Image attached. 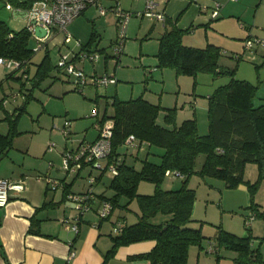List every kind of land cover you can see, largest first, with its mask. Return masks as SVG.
I'll list each match as a JSON object with an SVG mask.
<instances>
[{
    "label": "trees",
    "instance_id": "trees-1",
    "mask_svg": "<svg viewBox=\"0 0 264 264\" xmlns=\"http://www.w3.org/2000/svg\"><path fill=\"white\" fill-rule=\"evenodd\" d=\"M26 3L23 5L28 8L31 1ZM182 34L183 31L173 25L159 38V48L155 54L158 67H171L178 75L206 72L215 77L229 74L231 79L209 95L208 131L205 134L198 132L194 118L178 123L174 109L150 103L143 97L126 101L117 98L112 100L114 113L108 117L113 127L111 151L106 164L117 160L118 173L111 174L108 185L111 193L100 194L99 200L109 201L115 209L120 199L126 198L127 202L123 207L127 208L130 203L135 202L138 213L135 223H125L120 232H113L115 235L112 237L108 257L120 246L153 241L149 251L135 255L132 259L147 260L149 264H187L189 248L193 245L202 247L203 240L207 239L202 234L201 225H190L195 222L192 211L196 198L195 189L187 185L192 174L220 179L230 189L245 185L250 195V215L253 218H264V206L254 202L259 181L264 180V101L256 96L257 86L246 80L234 79L236 67L222 68L219 64L221 50L218 46H185L182 43ZM94 38L95 34L92 32L88 42L84 46L81 45V49L91 51L87 48L93 45ZM32 41V34L27 27L14 31L0 20V56L23 62L26 65L23 73L27 71L30 59L35 53ZM97 51L103 52V49ZM235 57L237 60L240 58L238 55ZM55 67L49 54L45 53L36 65L33 77L27 79L30 93L25 97V104L31 91L39 87ZM75 85L76 88L80 87L78 83ZM24 108L17 110L19 112L14 119L6 117L10 120V129L6 135H0V158L12 146L13 134L17 132L16 121ZM162 109L164 124L157 121ZM103 122L102 119L99 120V126H102ZM129 135L136 138L135 146L125 144ZM142 146L146 147L143 157L139 150ZM200 155H203L204 159L200 169L196 170V160ZM247 163H256L258 168V180L253 183L243 177ZM86 164L83 163L82 167ZM105 169L106 167L103 170ZM167 171L170 176L173 177L177 173L175 178H181L178 189L162 187ZM143 182L153 184V191H140L139 186ZM66 189L64 185L65 194ZM157 214L168 217L162 223H152L151 218ZM248 217L246 216V219ZM246 229L249 231L248 226ZM212 241L217 249L224 248L236 252L235 264H264L259 249L261 242H264V236L254 247L251 233L242 237L219 227Z\"/></svg>",
    "mask_w": 264,
    "mask_h": 264
},
{
    "label": "crops",
    "instance_id": "crops-1",
    "mask_svg": "<svg viewBox=\"0 0 264 264\" xmlns=\"http://www.w3.org/2000/svg\"><path fill=\"white\" fill-rule=\"evenodd\" d=\"M30 1L32 0H9L6 5H12L13 10L6 9L8 12L13 11L14 17L16 18H24L26 17V7H24L25 5L23 4L26 2V4H28ZM150 1L155 4L156 11L163 12L165 16L164 21L157 20L161 24L158 33L160 37L167 29L175 25L185 34V46L204 48L208 44H213L218 46L221 52H235L239 57H242V54L244 55L245 53H247V55H253L254 52H258L260 48H264V39L258 38L256 34H252L248 27L250 23H247L253 22V24H256L257 21L258 23L260 22V24L256 25L257 27L264 26V0ZM147 2H149V0H99V4L106 8L105 14H100L97 6H89L77 19L68 25L67 31L68 33L70 32L71 34L78 35L82 39L88 34L89 38L87 41L85 43H80L84 46L90 39L92 32L95 34V37H97L99 31L104 32L109 30L113 32L116 30V17L112 11L113 8L121 7L122 9V7H124L138 9L146 5ZM216 4L219 6V15L212 19L211 12ZM18 10L20 11L17 12ZM0 20L4 21L8 26L7 19L3 18ZM11 21L12 20H9V22ZM27 25L28 22H26L25 27H27ZM131 25L132 32L136 31V35L139 34L142 26H147L144 20H139V23L137 20V24L134 21ZM90 27L93 28V31H89ZM155 28L156 27L153 25L151 30ZM31 34L33 42H37L33 33ZM194 37L198 38L193 40ZM258 40L262 42L258 43ZM248 42H251V46H248ZM92 46L87 49L91 51L100 50L97 43L93 47ZM74 51H78V48L75 47ZM85 63L86 62L77 63V65L85 69ZM0 68L1 70H5L2 66H0ZM154 70L155 69H152L149 72L151 73ZM95 74L97 73L94 69L92 75ZM11 78L15 77L9 73L6 78H0V82L7 81ZM0 87L2 88L3 86L0 85ZM20 89L21 88H19V91H21ZM21 97L22 100H25L24 94H22ZM5 99L3 98L0 100V108L2 109H5V106L8 104V102L5 103ZM19 108L21 107H16L11 113L14 114V111L16 112ZM24 109L26 110V108ZM5 112L8 115L11 114L10 110L5 109ZM22 113H24V111ZM4 116L5 114L0 116V135H6L10 129L7 122L5 123L8 119L4 118ZM20 117L21 114L16 121L15 129L22 133L23 131H21L20 122L18 121ZM79 127L80 126L77 125L75 129ZM78 137L79 136H74L76 140L72 139V134L69 138L65 137L66 140L71 142V145L69 146L64 142L63 148H61L58 153L52 151V148L55 147L54 144L51 148V144L48 145L47 149L49 148V151L47 153H50L49 156L41 154L42 152L37 153L33 151L31 153L29 146L26 149L20 148L15 144L13 145L16 141H12V146L6 151L5 155H2L0 158V179L20 182L23 185V189L20 191L10 190L9 202L5 207L0 208V264H149L147 260L132 259V257L149 251L154 244L153 241L120 246L111 257L107 256L108 251L112 247V237L115 235L112 231L115 223L120 220L126 222V224H133L136 222L138 213V206L136 203L132 202L127 208H124L123 206L126 204L127 200L126 198H121L119 205L112 210L107 218H100L96 211L98 202L100 201L99 195L111 193L108 189L109 183L100 185L97 176H91L87 187L81 189V191H73L70 185L72 183H68L67 181L69 177L68 174L72 176L75 174L74 178H76L84 167L92 166L87 163L84 167L75 172H65L62 166L60 168L62 172H59V169H57L56 162L60 155L62 156V152L66 148H76L81 142L94 141L98 137V130H96V133H94L93 138L90 140L85 139V137L78 139ZM139 150L140 155L143 157L146 147L142 146ZM118 158L120 159V157ZM90 172L91 171H89L88 174H90ZM92 179L93 182H91ZM64 185L67 188L66 192L68 195L80 194L91 190L94 195V200L91 202L90 210L85 213H79V210L70 205L67 200L68 195L65 194ZM171 186V188L165 189L179 188V186L173 187V184ZM141 189L142 191H148L147 186H141ZM228 191L232 193L229 194V200L226 202L229 209L243 207L245 211L241 214V218H238L236 222L238 224L234 223L227 225L225 223V226L229 229L225 230L246 237L248 231L246 232L244 222L246 216L248 217V215L251 214L248 208L250 204L248 189L245 185H239ZM65 195H67V197ZM254 202L259 206H264V201H261L259 198L257 199V197H254ZM223 204L224 201L220 203L221 208ZM221 208H217V211L221 210ZM195 212L196 206L194 202L192 218L195 222L191 224H194L195 227L201 225L202 222L214 224L211 223L212 221H210V219L209 221L198 220L199 217L195 218ZM212 212L215 213V211ZM222 214L223 213L220 214L221 220L225 222V215L222 216ZM156 217H158V215L154 216L153 219ZM167 217L168 216H165L164 219L161 217L158 218V223H162ZM253 219H255V217ZM253 219L249 222L248 229L251 230L253 245L255 247L260 243V238L264 236V234H262L264 230H262L258 222L255 220L253 221ZM64 220L76 224L77 231L66 228ZM198 221L200 222L199 225L196 224L199 223ZM217 226L220 227L222 225H216V227ZM201 228V231L204 230V226L201 225ZM217 231V229H212L207 232L213 234L212 236L203 234L207 239L203 240L202 247L193 245L189 248L187 264H235L234 260L237 257L236 252L227 249L224 250V248L217 249L215 247L212 240L217 235ZM210 243H212L215 248L213 254L206 252V248ZM259 249L262 259H264V242H261ZM70 252L74 253L72 257H69ZM222 253H224V255ZM212 255L215 258L217 256L220 257L217 263L207 258ZM216 260L218 259L216 258Z\"/></svg>",
    "mask_w": 264,
    "mask_h": 264
},
{
    "label": "rangeland",
    "instance_id": "rangeland-1",
    "mask_svg": "<svg viewBox=\"0 0 264 264\" xmlns=\"http://www.w3.org/2000/svg\"><path fill=\"white\" fill-rule=\"evenodd\" d=\"M8 1L9 0H0V19H7L8 27L11 30L18 31L26 26V22H29V19L27 17L16 18L14 17L13 11L8 12L5 7ZM145 6L146 5L138 9L122 7L123 10L129 11L133 15L125 30L123 53L119 59L112 56V47L115 41L118 40L119 35V28L117 25L116 30L113 32L109 30L104 32L99 31V35L95 37V42L93 44L95 45L97 43L100 50L103 49V52L97 51L100 55V60L95 64L86 62L85 69L83 70L87 76L92 75L94 69L96 70V75H113L116 83L108 87L87 84L84 86L83 91H80V87L76 88L75 81L71 76H68L55 67L60 54L74 51V41L85 43L89 38L88 34L82 39L78 35L69 32L72 42L65 44L63 42V33H56V31L50 30L44 38L37 42L32 41V47L35 53L31 57L25 73H23L24 71L22 69L8 70L3 67L5 70H1L0 68V78H6L9 73L15 77L0 82V85L3 86L2 88L0 87V100L6 98L4 101L5 103L8 102L5 109L10 110L11 113L16 107L26 108L24 113H21V117L18 120L20 122L21 131L23 132L20 133L19 130H17V132L13 134V141H16L13 145L15 144L24 149L29 146L31 153L33 151L37 153L42 152L41 154L49 156L50 153H47L49 151L47 146L54 144L55 147L52 148V151L58 153V151L63 148L64 142L69 146L71 145V142L66 140L64 134L61 132V128L65 121H68L71 125L70 129L72 131L73 140H76L74 136H79L78 139L85 137V139L90 140L93 138L94 133H96L97 129L95 128V124L99 123V120L102 119L104 121L103 125L111 124L108 117L114 113V108L111 104L114 98L120 101H126L143 97V99L150 103L160 105L163 108L174 109V115L178 123L186 119L194 118L197 122L198 132L200 134L207 133L209 95L220 85L228 83L231 79V75L223 74L215 77L211 73L206 72H198L195 75H178L171 67H158V59L155 54L159 48L160 36L158 33L161 24L153 17L137 16V14H142L144 12ZM9 20L12 21L9 22ZM137 20L138 23L139 20H144L145 24H147V26H142L138 35H136V31L132 32L131 28V24H133L134 21L137 24ZM247 23H250L248 27L252 34H256L258 38L264 39V28H262L264 26H256L260 24V22L258 23L256 21V24H253V22ZM153 25L156 28L151 30ZM89 31H93V28L90 27ZM196 38L198 37H194L193 40ZM185 41V34H182L183 45L186 43ZM39 45H41V48L36 50ZM45 53L49 54L50 61L55 68H53L51 75L40 83L39 87L31 91V95L25 104V100H22L21 95L24 94L26 97V95L30 93L27 79L33 77L36 65L43 59ZM106 56L107 61L105 62L104 58ZM235 56V52H221L219 64L222 68L232 69L236 67L233 75L234 79L246 80L257 86L256 96L261 98V101H264V48H260L258 52H254L253 55H247V53L244 55L242 54V57L238 60ZM152 69L155 70L150 73L149 71ZM19 88L22 89H20L22 92L19 91ZM5 109L0 108V116L5 114L4 118L8 117L9 119H14L16 113L19 112L14 111V114L11 113L8 115ZM163 118L164 110L162 109L157 121L160 124H164ZM6 122L8 125L10 124V120L5 121V123ZM77 125L81 128L75 129ZM68 149H70V147ZM203 159V155L198 156L195 166L196 170L200 169ZM101 164L105 168L106 160H102ZM61 166L62 156L60 155L56 162V167L59 169V172H62L60 170ZM103 169L86 166L76 178H74L75 174L73 176L68 174L69 177L67 181L68 183H72L70 185L73 191H81V189L87 187L91 176H97L100 185L105 183L108 184L111 179V174L107 169ZM89 171H91L90 174H88ZM243 177L251 183L258 180V168L256 163H247L245 165ZM172 184L173 187H180L181 178L169 177L166 175L162 187L171 188ZM187 185L195 189V218L199 217L198 220L200 221H209L210 219V221H212L211 223H214L209 224L210 222H202L201 225L204 226L202 234L212 236L213 234L207 232L212 229L218 230L219 227H216V225H222L220 226L222 229L229 230L228 227L225 226L226 224H238L236 222L238 218H241V214L245 209L243 207L229 209L226 202L229 200V194L232 193H229L228 190L231 189L226 187L222 180L192 174L188 179ZM141 186H147L149 192L154 189V185L148 182H143L139 186L140 191H142ZM148 191L143 190L142 192ZM254 197L264 201V180L259 181ZM222 201H224V204L221 208L220 203H222ZM217 208H221V210L217 211ZM212 211H215V213ZM220 211L223 213L222 216L225 215V222L221 220ZM157 215L158 217L154 219L151 218L152 223H158V218L161 217L164 219L166 216L163 214ZM254 220L257 221L261 229L264 230V218L255 217L253 221ZM196 224L199 225L200 222ZM240 224L242 226L241 221ZM191 226L195 227L194 224H191ZM242 228L245 231L243 226ZM247 231L246 229V232ZM248 233H251L250 229ZM262 234H264V232H262ZM222 254L224 255V253ZM207 258L211 261H216V263L219 261V259L216 260L213 255Z\"/></svg>",
    "mask_w": 264,
    "mask_h": 264
},
{
    "label": "built area",
    "instance_id": "built-area-1",
    "mask_svg": "<svg viewBox=\"0 0 264 264\" xmlns=\"http://www.w3.org/2000/svg\"><path fill=\"white\" fill-rule=\"evenodd\" d=\"M89 6H97L98 12L100 14H105L106 12V8L99 4V0H32L31 5L25 10V16L29 19L27 28L31 33H33L34 27L31 25V22L35 21L37 25L45 28L47 33L50 30H54L56 33H63L65 35L63 42L68 44L72 42V38L67 31L68 25L78 18ZM6 8L13 10L12 5L10 4H7ZM19 11L20 10L17 12ZM112 11L114 12L116 24L119 28L118 40L112 47V52L114 57L119 58L123 53V38L125 36V30L133 14L118 7L113 8ZM218 15L219 6L216 4L213 7V11L211 12V18H216ZM137 16L153 17L158 21H164L165 19L163 12L156 11L155 4L150 1L147 2L144 12L142 14H137ZM35 38L37 41L40 40V38ZM257 42L260 43L262 41L258 40ZM73 45L74 47L78 48V51H76V53L71 51L70 53L60 54L56 66L62 72L68 76H71L76 84H79L80 91H83L84 86L87 84L92 86L107 87L116 83L113 75L95 74L87 76L84 70L80 68L77 63L91 62L92 64H95L100 60V55L97 52L81 49V44L79 41H74ZM248 46H251V42H248ZM40 48L41 45H39L36 50H39ZM0 66L8 70H25L26 68V65H24L23 62L1 56ZM27 83L29 82L27 81ZM70 127V123L65 121L61 128V132L66 138H69L70 136ZM95 127L97 128L99 134L96 140L92 142H81L76 148L66 149L62 152V169L65 172L78 171L82 168L83 163H88L96 169L104 168L101 164V161L107 160L110 154V140L113 127L111 124L99 126V123L95 124ZM125 144L128 146H135L136 138L133 135H129L125 140ZM52 146L53 144L50 145V148ZM105 167L110 172V174L116 175L118 173L117 160L109 163L108 165L106 164ZM166 175L170 176L171 174L169 171H167ZM177 176V173L175 176L173 175V177ZM91 182H93V179ZM22 189L23 185L20 182H12L6 179H0V208L5 207L9 202L10 190L20 191ZM67 200L70 205L79 210V213H85L90 210L91 202L94 200V195L91 190H88L80 194H70L68 195ZM112 210L113 207L109 201L101 200L98 202L96 211L100 218H107L111 214ZM252 219L253 216L250 215L245 220V225L248 226ZM64 222L66 224V228L77 231L76 224H72L67 220H64ZM125 223L126 222L121 220L118 221L115 223L112 231L114 233L120 232ZM206 252L210 254L215 252V248L212 243H210L206 248ZM73 255L74 253L70 252L69 257H72Z\"/></svg>",
    "mask_w": 264,
    "mask_h": 264
},
{
    "label": "water",
    "instance_id": "water-1",
    "mask_svg": "<svg viewBox=\"0 0 264 264\" xmlns=\"http://www.w3.org/2000/svg\"><path fill=\"white\" fill-rule=\"evenodd\" d=\"M31 25H33V27H34L33 35L35 37L42 39V38H44L47 35L46 29L41 27V26H39V25H37L35 21H32Z\"/></svg>",
    "mask_w": 264,
    "mask_h": 264
}]
</instances>
